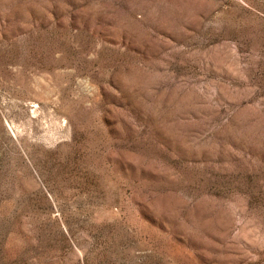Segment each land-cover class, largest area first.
<instances>
[{
  "label": "rangeland",
  "instance_id": "374dc122",
  "mask_svg": "<svg viewBox=\"0 0 264 264\" xmlns=\"http://www.w3.org/2000/svg\"><path fill=\"white\" fill-rule=\"evenodd\" d=\"M0 264H264V0H0Z\"/></svg>",
  "mask_w": 264,
  "mask_h": 264
}]
</instances>
